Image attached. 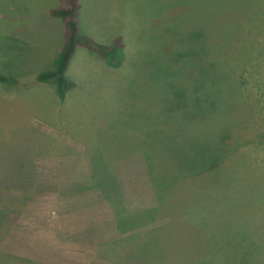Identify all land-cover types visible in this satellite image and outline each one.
<instances>
[{
    "label": "rangeland",
    "instance_id": "1",
    "mask_svg": "<svg viewBox=\"0 0 264 264\" xmlns=\"http://www.w3.org/2000/svg\"><path fill=\"white\" fill-rule=\"evenodd\" d=\"M59 4L0 0V264H264V0H82L125 60L78 46L64 100Z\"/></svg>",
    "mask_w": 264,
    "mask_h": 264
},
{
    "label": "trees",
    "instance_id": "2",
    "mask_svg": "<svg viewBox=\"0 0 264 264\" xmlns=\"http://www.w3.org/2000/svg\"><path fill=\"white\" fill-rule=\"evenodd\" d=\"M79 12H80V0H60L59 7L50 11L51 16L59 18L63 21L66 29V36H65L66 38L57 60L56 69L53 71H46L41 73L38 76V80L44 83L53 80L56 94L60 100H64L67 94L75 86L73 82H71L66 78V71L75 54L77 46H83L87 50L96 53L104 60L105 64L110 68H114V69L120 68L124 64V60H125V52H124L125 44L121 37L116 39L111 44H104L92 39L89 36H84L80 34ZM214 62L215 61H212V63ZM209 63H211V61ZM0 82L14 86L17 83V80L14 78H8L0 75ZM195 163L196 162H194V164ZM188 170H190L189 166H188ZM215 170H218V165L215 166ZM4 179H6V177H1L0 179V184H1L0 195H8L12 197V202H13L15 200L14 198H18L20 200L21 198L24 197V195L28 193V190L26 188L18 189L16 185H8L9 183L8 182L5 183ZM31 179H29L28 182H30ZM25 183H27V181H24V183L22 184L25 185ZM24 185H20V187ZM8 204L9 203L6 202L4 203L0 202V210L2 211V210L10 209L9 208L10 206L8 207L6 206ZM166 214L168 215L169 219H171L169 212ZM124 215L127 216L126 213H124ZM115 218H116L117 226H119L118 223H120V221H118L117 216H115ZM5 257L7 256L1 255L0 253V258H5ZM9 258H13V257H9Z\"/></svg>",
    "mask_w": 264,
    "mask_h": 264
},
{
    "label": "crops",
    "instance_id": "3",
    "mask_svg": "<svg viewBox=\"0 0 264 264\" xmlns=\"http://www.w3.org/2000/svg\"><path fill=\"white\" fill-rule=\"evenodd\" d=\"M60 5V4H59ZM57 7H59V6H57ZM56 7V8H57ZM55 8V9H56ZM53 17V16H52ZM82 0H80V12H79V32H80V34L82 35ZM63 34H64V32H63ZM63 47V46H62ZM78 47V46H77ZM62 50V49H61ZM70 65V64H69ZM69 67V66H68ZM68 70V69H67ZM50 71H52V70H50ZM75 85V84H74ZM75 87V86H74ZM57 95V94H56ZM58 97V96H57ZM60 100V99H59ZM33 172H34V169H32L31 171H29L28 173L29 174H33ZM90 259H95L94 258V256H93V254L92 253H90V255H82V261H90ZM83 264V263H82ZM85 264V263H84Z\"/></svg>",
    "mask_w": 264,
    "mask_h": 264
}]
</instances>
